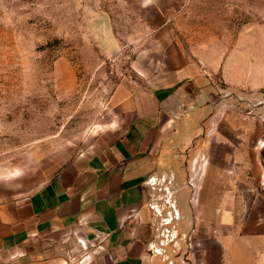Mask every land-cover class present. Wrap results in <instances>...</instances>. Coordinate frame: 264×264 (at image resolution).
I'll list each match as a JSON object with an SVG mask.
<instances>
[{
    "label": "rangeland",
    "instance_id": "rangeland-1",
    "mask_svg": "<svg viewBox=\"0 0 264 264\" xmlns=\"http://www.w3.org/2000/svg\"><path fill=\"white\" fill-rule=\"evenodd\" d=\"M234 47L264 57V0H0V201L29 195L108 146L131 121L136 97L184 76L208 75L219 88L215 107L233 98L229 128L214 133L213 147L222 138L226 147H260L264 90L227 91L207 72ZM168 142L155 146L170 147L168 160L174 147H189ZM62 241L41 240L33 262L53 255L76 264L93 251L71 255Z\"/></svg>",
    "mask_w": 264,
    "mask_h": 264
},
{
    "label": "crops",
    "instance_id": "crops-1",
    "mask_svg": "<svg viewBox=\"0 0 264 264\" xmlns=\"http://www.w3.org/2000/svg\"><path fill=\"white\" fill-rule=\"evenodd\" d=\"M207 72L219 73L227 91L264 90V57L255 49L234 47ZM217 90L201 74L144 92L112 143L29 195L0 201V264H65L53 255L33 262L48 239H62L71 255L92 246L76 264H264V139L226 147L222 138L213 147L234 105L225 95L215 107ZM200 133L206 142L193 147ZM171 137L189 147H174L168 160L170 147L155 146Z\"/></svg>",
    "mask_w": 264,
    "mask_h": 264
},
{
    "label": "trees",
    "instance_id": "trees-1",
    "mask_svg": "<svg viewBox=\"0 0 264 264\" xmlns=\"http://www.w3.org/2000/svg\"><path fill=\"white\" fill-rule=\"evenodd\" d=\"M261 160L264 164V148L261 150Z\"/></svg>",
    "mask_w": 264,
    "mask_h": 264
}]
</instances>
